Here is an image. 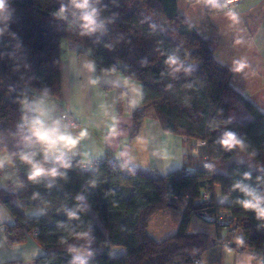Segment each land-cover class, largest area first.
Returning a JSON list of instances; mask_svg holds the SVG:
<instances>
[{
    "label": "trees",
    "instance_id": "1",
    "mask_svg": "<svg viewBox=\"0 0 264 264\" xmlns=\"http://www.w3.org/2000/svg\"><path fill=\"white\" fill-rule=\"evenodd\" d=\"M91 2L97 10L91 32L80 27V13L71 0H3L0 7V149L11 157L19 183L17 191L0 187V204L14 219L5 227L8 245L32 235L44 250L30 261L33 264H79L72 249L91 252L85 264H197L208 248L223 240L188 232L191 218L225 213L230 221L227 232H241L229 246L248 251L256 261L264 259V217L245 209L239 201L248 197L234 187L241 184L264 196V170L235 161L224 173L213 169L217 162L231 159L236 149L255 153L264 165V111L232 86V70L217 60L211 40L180 13L177 0ZM62 5L64 16H58ZM220 10L218 2L206 7L208 14ZM63 41L92 58L99 70L119 71L141 84V104L133 111L130 137L139 133L147 108L153 107L163 131L205 141L209 165L201 166L200 155L191 150L179 169L164 175L110 162L109 154L95 170L83 169L78 157H70L65 158L69 167H56L57 175L30 180L29 166L17 154L34 150L25 147L26 122L35 116L30 100H60ZM170 55L178 63L168 64ZM240 108L250 120H231V112ZM228 132L242 147H221L219 141ZM124 186L132 188L127 198L121 192ZM217 188L227 201L216 199ZM80 193L100 216L107 235L79 199ZM16 197L19 206L13 202ZM181 199L177 230L160 240L150 236L152 215L176 209ZM25 206L43 212L26 217ZM115 247L125 251L114 254Z\"/></svg>",
    "mask_w": 264,
    "mask_h": 264
},
{
    "label": "crops",
    "instance_id": "2",
    "mask_svg": "<svg viewBox=\"0 0 264 264\" xmlns=\"http://www.w3.org/2000/svg\"><path fill=\"white\" fill-rule=\"evenodd\" d=\"M222 1L177 0V6L200 34L214 42L215 57L232 70V86L264 111V0H240L232 10L206 13L208 5L216 2L221 5ZM141 99L140 83L124 78L119 71L99 70L92 58L79 54L72 44L63 41L60 50V100L33 97L30 111L37 116V109H43L47 112L49 123L56 121L74 134L81 130L85 132L76 149L65 154V158L78 157L83 169L95 170L96 163L108 154L110 162L148 169L160 175L179 169L194 140L163 131L153 107L147 108L139 133L130 137L132 114L140 106ZM239 111L243 119H251L245 109L240 108ZM62 113L70 114L78 127L70 128L62 119ZM0 187L13 191L19 189L10 163L0 164ZM121 192L127 198L132 188L124 186ZM78 197L96 225L107 235L100 216L84 194L80 193ZM13 202L17 206L21 204L17 197ZM182 208L178 205L176 209L154 213L148 222L147 232L154 218H157L156 232L176 231ZM42 212L40 208L23 207L26 217ZM13 223L9 211L0 204V264H33L30 261L44 254V250L32 235H27L23 243L8 245L5 227ZM213 225L214 231L205 233L214 241L221 239L223 242L208 248L200 264H264V259L256 261L248 251H236L229 246L236 238L230 239L227 235L235 231L229 233L226 230L224 233V228L218 230ZM188 232H195L190 230V224ZM114 249L118 254L125 251L123 247ZM91 256L88 251H72L76 260L79 257L87 261Z\"/></svg>",
    "mask_w": 264,
    "mask_h": 264
},
{
    "label": "clouds",
    "instance_id": "3",
    "mask_svg": "<svg viewBox=\"0 0 264 264\" xmlns=\"http://www.w3.org/2000/svg\"><path fill=\"white\" fill-rule=\"evenodd\" d=\"M3 6V0H0V7ZM71 6L78 11L79 19L82 21L80 27L84 32H91L96 27L95 17L96 8L93 7L91 0H71ZM65 6H61L56 13L58 16H64ZM168 64L178 63V58L175 55H170L166 61ZM188 71V69H185ZM38 115L34 116L30 121L26 122L28 136L25 147L27 150L21 151L17 155L19 160L29 166V179L37 180L41 175L55 176L57 175L56 167H69L65 159L67 152L74 151L85 136V132L81 130L78 133H73L68 130V127L61 126L58 122H48L47 112L43 109H37ZM74 127V126H73ZM221 147L231 148L233 145L241 146L235 134L225 133L219 141ZM167 162V156H165ZM11 157L4 149H0V164L11 163ZM48 163L55 165L54 167H46ZM247 175V174H246ZM234 187L239 188L248 199L240 200L239 203L245 209L254 210L257 217H264V196L258 193L255 189L247 186L236 184ZM72 251H80L72 249ZM79 264H85V259H80Z\"/></svg>",
    "mask_w": 264,
    "mask_h": 264
},
{
    "label": "rangeland",
    "instance_id": "4",
    "mask_svg": "<svg viewBox=\"0 0 264 264\" xmlns=\"http://www.w3.org/2000/svg\"><path fill=\"white\" fill-rule=\"evenodd\" d=\"M211 44H212V46H215L214 42H211ZM239 112H240L239 110L236 112H231V120L238 122V123H240V122L243 123L246 120L242 118V115H240ZM204 153H205V150L203 149L201 151L200 156H199V159H200L199 164L201 166L204 162V158H203ZM230 161H235L238 163H247L249 168L251 170H254V171H263L264 170V165H261L260 161L258 159H256L255 153H250V152H246V151H243L240 149H236L234 151L231 159L221 160V161L217 162L216 164H214L213 165L214 171L218 172V173L226 172L225 168ZM216 199L219 202H224L225 199H227V198L222 196L219 189H217ZM177 204L179 206H183L184 205V199L178 200ZM156 219L157 218H154L152 220L151 224L149 225L148 233L151 236H153L154 238H156L157 240H160V239L168 236L169 234H171L175 231V229H169V230H165V231L156 232L157 231L156 230ZM190 222H191V223H189L190 224V230L195 231V232L196 231L213 232L215 229V226L211 222H209L205 217H202V216H198V215L193 216L191 218ZM223 232L226 233V229H224ZM239 235H241V232L239 230H236L233 234L227 235V237L230 239H233V238H237ZM114 251H115L114 254H118V251L116 249H114ZM76 258H78V257H76ZM202 258L205 259L204 254L202 255ZM199 262H197V264Z\"/></svg>",
    "mask_w": 264,
    "mask_h": 264
},
{
    "label": "built area",
    "instance_id": "5",
    "mask_svg": "<svg viewBox=\"0 0 264 264\" xmlns=\"http://www.w3.org/2000/svg\"><path fill=\"white\" fill-rule=\"evenodd\" d=\"M239 1L240 0H223L221 3V9L226 10V11L232 10L238 6ZM61 117L67 123V125L70 128L75 129L78 127L76 120L70 114L62 113ZM205 145L206 144H205L204 140H195L194 145L191 148L192 153L195 155H200L201 151L204 149ZM203 158H204L203 166L207 167L209 165V163L206 160V158H207L206 153H204ZM95 166H97V163ZM207 196H208V193L206 191H204L202 194V197L206 198ZM178 197H179V195H174V199H178ZM203 217H205L209 222H211L215 225H218L224 229H227L229 227V224H230L229 218L225 217V213H218L215 215L205 214V215H203ZM37 233H38L37 231H34V234H37ZM197 262L198 261H196V263Z\"/></svg>",
    "mask_w": 264,
    "mask_h": 264
}]
</instances>
